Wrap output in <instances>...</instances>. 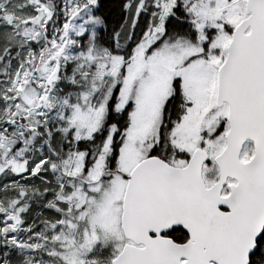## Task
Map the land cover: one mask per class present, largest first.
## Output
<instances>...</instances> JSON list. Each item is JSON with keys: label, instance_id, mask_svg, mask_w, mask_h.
Instances as JSON below:
<instances>
[{"label": "snow or ice", "instance_id": "obj_1", "mask_svg": "<svg viewBox=\"0 0 264 264\" xmlns=\"http://www.w3.org/2000/svg\"><path fill=\"white\" fill-rule=\"evenodd\" d=\"M0 264H264V0H0Z\"/></svg>", "mask_w": 264, "mask_h": 264}]
</instances>
